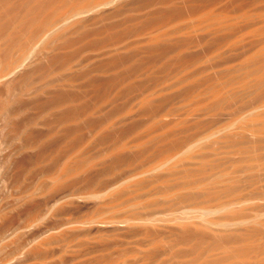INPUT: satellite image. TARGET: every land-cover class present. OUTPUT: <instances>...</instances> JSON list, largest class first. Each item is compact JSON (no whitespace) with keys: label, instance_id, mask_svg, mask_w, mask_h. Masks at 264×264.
<instances>
[{"label":"rangeland","instance_id":"obj_1","mask_svg":"<svg viewBox=\"0 0 264 264\" xmlns=\"http://www.w3.org/2000/svg\"><path fill=\"white\" fill-rule=\"evenodd\" d=\"M12 1L0 0V13ZM263 2L109 0L49 15L39 29L2 28L0 264H191L194 251L175 244L181 228L234 230L264 219L263 163L253 167L262 179L230 167L243 157V136L256 137L264 100L207 104L221 74L256 47ZM212 16L237 24L221 27L216 41ZM187 170L189 182L238 179L237 207L262 213L221 223V210L174 205L198 192L182 189Z\"/></svg>","mask_w":264,"mask_h":264},{"label":"bare ground","instance_id":"obj_2","mask_svg":"<svg viewBox=\"0 0 264 264\" xmlns=\"http://www.w3.org/2000/svg\"><path fill=\"white\" fill-rule=\"evenodd\" d=\"M13 1L11 3L9 2V4L7 3V7L5 8V10H2V13L3 14L5 13L4 15L5 17H3L5 20L0 22V33L4 29L6 30V28L4 27L5 26L7 27V25L9 24H11L13 27L12 28L8 27V28L13 29V31L17 30L13 33H17L24 30H30L31 28L34 27L36 29H39L43 25L41 22L45 21L49 15L54 16L58 13H61L60 17H63L68 13L77 14V13H81L86 9V7L89 6L98 7L104 4L105 2L106 5L108 4L107 1L109 0H18L17 2L15 1L13 2ZM66 3H68L67 6ZM64 5L66 6V8H64L65 7ZM2 13H0L1 18H2ZM214 16H212L214 19H212L211 22L215 20L214 22H212V24L217 26L216 29L217 33H215V40L219 41L225 37L223 34L220 33L222 31L221 27L234 26L237 24V20L232 19L231 21L232 22L234 21V23H232L231 21L228 23H224L225 21H223L221 17L218 16L219 17L218 18L216 16L217 18L215 19ZM219 19L222 21H220ZM7 31H9V29H7ZM8 33H12V30L11 32H7V36ZM253 35L255 36L254 38L257 37L258 39L256 41V47H254L253 50L247 52L243 61L239 63L235 69L223 75L221 74L218 83H216L213 87H211V89H209L208 92L209 96L207 100L208 106H213L215 104L228 105L231 102L237 100L239 97H245L244 99L247 98L250 101L258 100V99H260V101L261 99L264 100V20L262 25H260L258 28L253 30ZM8 37L11 38V36ZM11 39H13V36ZM157 42L158 40L154 39L153 43L150 45L152 46L151 48L154 49ZM11 43L12 45L14 44L13 41H11ZM150 46L148 47L149 50H150ZM151 50L149 52L150 54L151 52H153V50L152 51ZM260 101L258 102L260 103ZM262 103H264V101ZM261 114L262 115L260 116V118L257 119L259 120L258 122L256 120H253L254 124H252V127L256 133L261 132L260 134L262 135L264 133V112H262ZM257 116L258 115H256L255 117ZM249 126H250L249 128H251V125ZM253 129H251V131H253ZM256 133H255L256 137L251 136L252 138H247V136L246 137L243 136L244 140L246 141L244 142L242 140V142L244 143L243 145H241V147L239 146L240 148H238L243 153V157H241L242 155L240 154L241 156L238 157L239 159L241 157V159L235 160L234 162L232 161V163L230 164V167L232 168L231 171H233V173L238 171H240L241 173V171H243L242 167H245L246 169H251L253 167L257 168V166L259 165L261 168L262 163L264 165V138L257 136L259 134ZM263 168L264 167L262 166V169ZM206 169L207 167H205V165H201L196 171L198 173L205 172ZM257 169L253 168V170L255 171H257ZM229 170L230 169L228 168V171ZM259 170L257 171V173L259 172ZM63 171H61V173H65V169ZM68 171L69 169L66 172ZM255 171L254 174H256ZM260 172L263 173L262 170ZM61 173H59V175H62ZM233 173L232 175H235ZM254 174H252L251 177L249 176L250 177L249 180L246 179L248 181V184L251 182L254 184L255 180L251 179ZM262 175L259 174L258 176H260L261 178ZM189 176L190 173L188 172V170L185 171L183 175L184 180L183 179L181 180V182L183 183L182 189L194 185L198 188V192L194 194L188 193L178 196L179 199L178 200L176 199L177 201L172 200V203L174 205L178 203L179 204L187 203L189 205L197 206L205 210L206 209L221 210L223 211V214L219 218V221H221V223L247 220L251 216L253 217V215L255 214L254 212H256V214L258 213L260 214V212L262 213V211H260L261 209L259 210L260 212L257 209L258 213L255 209V211L251 210V213L253 212L252 213L253 215L252 214L250 215L249 213L250 209H248V207L244 208L245 207L244 205L243 206L241 205L242 207H237L239 205L238 199H240V197L245 193L243 192L244 190H242L243 194L241 196L236 194L241 191L240 190L239 192H236L237 184H235V180H234L236 178H230V177L227 178L225 174L218 173V175H216L213 178L215 179L213 182H208L207 180L208 178L197 179L194 180L193 182H189L187 181ZM243 178L241 179L243 180ZM263 180H264V175H263ZM263 180L261 182H258L257 180L258 186L261 185ZM181 182L176 181V183L178 184ZM242 182L244 185L245 182L241 181V183ZM246 183L245 185H247ZM252 185H250L251 187L254 188L252 190H255L257 188V185L254 184L256 185V188ZM262 185H263L262 189L261 186L259 187L260 188L259 192L256 191L257 192L256 193L252 191V193L253 192L254 194L256 193L257 196H259L258 195L259 193L263 197L264 182L262 183ZM172 186L174 185L168 183L165 184L163 188L164 190H167L170 189V187ZM250 186L249 188L251 190ZM246 193L250 196L253 195V194H249L248 191ZM166 195H171V194H169V192L166 191ZM252 197L256 198L254 195ZM262 197H260V199ZM244 200L241 199V201ZM175 239H176L175 244L177 246H180L181 249L183 248L186 251L188 250L189 252L194 251V253L192 252L193 254L190 255L193 257L191 258L193 259V262L191 264H264V219L258 220L253 224L234 230H219V231L208 232L207 230H203V229L192 230L188 228H181L178 231V233L175 235Z\"/></svg>","mask_w":264,"mask_h":264}]
</instances>
